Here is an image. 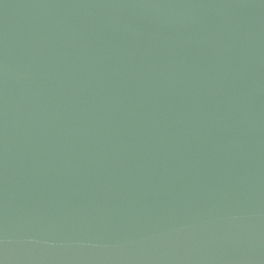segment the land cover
Here are the masks:
<instances>
[{"label":"water","instance_id":"1","mask_svg":"<svg viewBox=\"0 0 264 264\" xmlns=\"http://www.w3.org/2000/svg\"><path fill=\"white\" fill-rule=\"evenodd\" d=\"M0 264H264V0H0Z\"/></svg>","mask_w":264,"mask_h":264}]
</instances>
